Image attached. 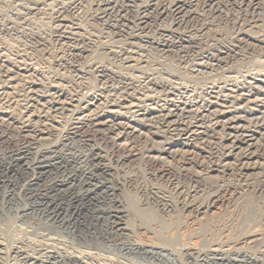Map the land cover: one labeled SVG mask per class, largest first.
Here are the masks:
<instances>
[{"label":"rangeland","instance_id":"374dc122","mask_svg":"<svg viewBox=\"0 0 264 264\" xmlns=\"http://www.w3.org/2000/svg\"><path fill=\"white\" fill-rule=\"evenodd\" d=\"M69 1L73 0H62V2L61 0H37L40 3L38 10L26 15L27 10L37 3L36 0H0V54L9 58L8 60L12 64L15 63L13 64L15 66L18 64V67L38 68L37 71L46 75L45 77L48 76L50 80H60L64 82V85L67 84L71 92L79 95L97 93L111 102L113 100L118 102L125 97L138 104L152 96L154 99L163 100L167 89L171 91L173 88L190 90L189 95H192V99L195 97V100H197L196 96L207 99L201 90L213 81L221 82L224 79L227 80L228 76L242 81L252 72L264 74L263 8H259L256 14H251L252 12L248 9L237 8V4L229 5L228 0H217L220 7L216 10L203 8L202 0H195L191 7L184 10L187 14L179 24L175 25L178 20L173 22L167 17L155 22L148 32L152 40L158 37L160 31L171 30L176 36L183 35L185 40L189 39L191 45L199 47L201 50L199 52H211L213 55L210 54L217 55L219 60L224 57V54L219 57L216 49L222 48L224 52V49L230 48L234 51L232 59H224V61L221 60L222 62L210 59L198 72L197 70L200 69L196 65L199 60L196 55L190 54L188 59L187 57L184 59L176 51L163 54L155 44L148 45L135 38L134 36H139L138 32H140L137 30L138 13H135L134 9L124 11L125 0H114L113 7H108L107 13H103L104 0H81L80 4L83 6L75 14H70L69 21L70 26H75L78 34L83 38L82 47L85 52L82 57H75L76 59L72 62L69 44L63 45V42L54 40L56 24H54L53 11L57 5L70 3ZM123 57L128 59L125 60ZM70 62L72 64H69ZM98 70H104L106 78H100ZM71 116L72 114L61 116L59 131L64 129L63 131L69 130L76 132L77 135L87 136L102 149L104 157H107L104 158L107 165L114 173L113 176L117 178L113 177L114 182L118 181L121 184L119 196L122 195L120 198L126 205L129 231L124 235L104 238L103 225H99L97 231L90 226V234L82 232L78 237L65 228L52 227L46 238L42 236L46 233L42 228L43 219L38 216L26 219L15 215L11 209H5L0 212V239H3L6 245L21 243L32 251L37 252L41 249L54 251L60 255L81 259L82 262H86L85 264H204V261L205 264H264V174L259 171H248L240 177L231 172L222 174L216 170L203 175L205 168L216 161L220 151L228 145L217 143L219 142L217 132L213 133L211 130L204 142L206 147L207 142L215 143L218 147L217 152L209 145V148H206L207 153H194L195 159L204 164L202 168H198L195 165H185L178 156L173 158L162 156L164 159L154 162L149 158L156 155L148 151L151 149L150 144L130 137L129 139L121 135L117 142H113L107 137L96 136L87 127H76L71 131L73 126H77L74 125L75 122ZM144 123L151 124L150 121ZM152 123L154 128L150 132L151 135L148 133V138L155 143V149L159 148L160 143H166L165 140L169 139L170 133L175 132L173 133L175 137L181 134L179 127L170 132L171 129L164 125L166 123L162 124L157 119H153ZM2 131L6 137L0 152L5 148L15 147L12 129L6 130L3 127ZM157 132L161 137L153 139ZM56 137L53 138L54 141ZM108 137L112 139V136ZM259 140L256 145L259 148L256 147V150L262 152L264 138ZM115 143L121 148H117ZM129 145L132 147L131 154L124 149ZM68 147L69 149L72 147V152L75 154L86 153V150L79 146L69 144ZM164 167L171 173L169 172V176L161 177L158 172ZM198 174L206 178H196ZM174 185H180L186 191L198 190L196 200L198 203L205 201L208 194L214 191L224 194V199L216 210H212L206 216L195 218L186 213L183 206L175 201L176 195L171 190V186ZM151 189L174 201L175 205L170 213L162 210L155 196L151 194ZM15 206L19 207L20 203L15 202ZM103 206L101 209L107 210L110 203L106 202ZM254 235L260 242L257 241L255 245L253 244L254 246L251 245L253 247H241L245 237ZM137 247L139 251L137 249L134 252L128 251V248ZM216 248L221 251L214 252ZM147 251L150 253H146Z\"/></svg>","mask_w":264,"mask_h":264},{"label":"bare ground","instance_id":"6f19581e","mask_svg":"<svg viewBox=\"0 0 264 264\" xmlns=\"http://www.w3.org/2000/svg\"><path fill=\"white\" fill-rule=\"evenodd\" d=\"M125 1L124 11L134 9L135 13H138L137 30L140 32H138L139 36H134L135 38L148 45L155 44L156 48L160 49L163 54L176 51L184 59L186 57L188 59L190 54L196 55L199 60L197 61L198 64L195 62L196 67L200 69L197 70L198 72L205 67V63L207 64L210 59L224 61V59H232L234 56H232L234 51L230 48L224 49V52L222 48L216 49V51L218 50V56L224 54V57L220 58L221 60L217 59V55L212 56L211 52L212 55L206 51L199 52L201 51L199 47L191 45L189 39L185 40L183 35L176 36L171 30L160 31L156 39L149 38L148 32L152 25L160 19L163 20L162 18H171L173 22L178 20L175 25L182 22L187 14L184 10L191 7L195 0ZM69 2L67 4H56L57 6L53 11L54 24H56L55 39H53L63 42V45L64 43L69 44L71 52L69 54L73 62L76 59L75 57H82L85 50L82 47L84 40L78 34L77 28L72 27L73 25L70 26L69 16L78 12L83 5L80 4L81 0ZM113 2L114 0H104L102 2L105 7L103 13L109 11L108 7H113ZM227 3H230L229 5L237 4V8L242 10L244 8L248 9L252 12L251 14H256L259 8L264 9V0H228ZM218 4L217 0H202L203 8L218 10L220 7ZM39 5L40 3L37 2L33 7L31 6L32 8L27 10L26 15L37 11ZM134 37L132 39H135ZM8 59L0 54V148L6 137L4 131H2L3 127L6 130L12 129L14 133L12 134L15 136H13L15 147L13 149L5 148L0 152V212L11 209L15 215L26 219L38 216L44 220L42 228L46 233L42 234L43 237L47 238L52 227L65 228L78 237L82 232L90 234V226L94 231H97L98 226L103 225L102 234L105 236L104 238L124 235L129 231L128 212L125 203L120 198L122 195L119 196L121 184L117 180V182H114L113 177H116L113 176L114 173L105 161L107 157H104L102 149L89 137L77 135L76 132H70L69 130L59 131V119L66 114H72L74 125H77L73 126L70 129L71 131L76 127H87L96 136L107 137L113 142H117L121 135L130 137L150 144L151 149L148 151L157 155H155L156 157H149L154 162H160V159H164L162 156L170 158L178 156L184 161L185 165H195L198 168H202L204 164L195 159L194 153H207L206 148H209V145H211L212 150L218 151L215 143L207 142V147L204 143L205 138L209 136L207 134L212 130L213 133L217 132L219 134L217 138L219 142L217 143H227L228 145L222 146L220 156L216 154L219 158L205 168L203 175L216 170L222 174L231 172L240 177L248 171H259V173L264 174V151L259 152L256 150L258 140L264 138V74L253 72L245 74L246 77L242 81H238L234 76L235 79L228 76L227 80H222L223 82L213 81L208 86L202 87L203 89L201 88L207 99L196 96L197 100H195V97L192 99V95H189L190 90L173 88L171 91L167 89L163 100L154 99L152 96L138 104L134 100H127L126 97L118 102H113L114 100L111 102L97 93L79 95L76 92H71L67 88V84H63L64 82L50 80L47 78L48 76L45 77L46 75L44 76L43 73L37 71L38 68L28 69V67H18V64L16 67L13 65L15 63L12 64ZM72 62L69 64H72ZM98 73L100 78H106L104 70H98ZM155 97L158 98V96ZM159 102H162V104H159ZM153 119L161 121L162 124L166 123L164 125L171 129L170 132L179 127L181 134L176 138L173 134L175 132H172V134L169 132L170 137L167 141L165 140L166 143H160L159 148L155 149V143L148 138V133L154 128L152 126ZM148 121L151 124L144 123ZM165 131L167 132V130ZM159 135L158 132L155 133L153 139L161 137ZM55 136H57L56 141L53 140ZM108 136H112V139ZM69 144L70 146L76 145L79 148H84L86 153L82 155L73 153V148L70 147L71 149H69L68 147ZM116 145L117 148H121L119 144ZM147 147L149 146L147 145ZM124 149L131 154L132 147L130 145L127 148L124 147ZM169 172L168 168L165 169L164 167L159 170L158 175L161 177L169 176L171 173ZM203 175L198 174L196 178H206ZM171 187L176 195L175 201L183 206L186 213L195 218L206 216L212 210H216L224 199V194H218L217 191H214L208 194L205 201L198 203L196 201L198 190L186 191L180 185ZM150 191L157 199L162 210L170 213L174 208V201L154 189ZM15 202L17 204L19 202L20 206L14 207ZM106 202L110 203L109 209H101ZM17 216L16 218H19ZM2 240L0 239V264L86 263L76 257L60 255L54 251L42 249L37 252L32 251L21 245V243L9 246ZM257 241L260 242L259 238H255V235L245 237L243 242L240 241L241 247L247 248V246L255 245ZM136 249L139 251L138 247L135 249L128 248V251L134 252ZM218 250L219 248H216L214 252L217 253ZM146 253H150V251Z\"/></svg>","mask_w":264,"mask_h":264}]
</instances>
